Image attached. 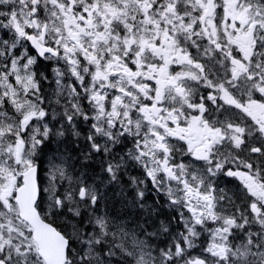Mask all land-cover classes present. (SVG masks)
<instances>
[{"label":"snow or ice","instance_id":"snow-or-ice-1","mask_svg":"<svg viewBox=\"0 0 264 264\" xmlns=\"http://www.w3.org/2000/svg\"><path fill=\"white\" fill-rule=\"evenodd\" d=\"M0 264H264V0H0Z\"/></svg>","mask_w":264,"mask_h":264},{"label":"trees","instance_id":"trees-1","mask_svg":"<svg viewBox=\"0 0 264 264\" xmlns=\"http://www.w3.org/2000/svg\"><path fill=\"white\" fill-rule=\"evenodd\" d=\"M52 148L53 149L55 148V144L52 145ZM56 155H57L58 158H62V157H59V153H56ZM52 156H53V152L49 151L46 156L42 157L43 163H42V166H41V169H40V175L42 176L41 179H43V180H45L44 173L47 171V169L50 168L49 161L52 160ZM149 203H152L151 199H149Z\"/></svg>","mask_w":264,"mask_h":264},{"label":"bare ground","instance_id":"bare-ground-1","mask_svg":"<svg viewBox=\"0 0 264 264\" xmlns=\"http://www.w3.org/2000/svg\"><path fill=\"white\" fill-rule=\"evenodd\" d=\"M49 164V163H48Z\"/></svg>","mask_w":264,"mask_h":264}]
</instances>
